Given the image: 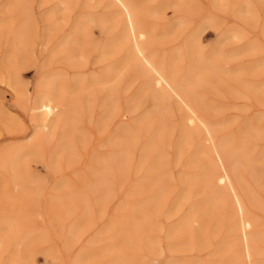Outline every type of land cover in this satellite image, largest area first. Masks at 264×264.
Returning a JSON list of instances; mask_svg holds the SVG:
<instances>
[{"label":"rangeland","instance_id":"374dc122","mask_svg":"<svg viewBox=\"0 0 264 264\" xmlns=\"http://www.w3.org/2000/svg\"><path fill=\"white\" fill-rule=\"evenodd\" d=\"M140 1H149L153 7H158L163 0ZM6 3L7 0H0V159L12 147H32L36 129L44 131V136L48 134L50 139L43 148L23 157L30 164L31 176L24 181V198L20 204L12 198L18 197L19 188L11 182V171L0 166V217L7 214L15 218L19 209L17 228L26 238L36 243L32 261L26 242L12 243L10 237L14 234L13 229L2 224L0 234L5 239L0 241V264H73L77 255L101 253L115 240L109 237L110 229L124 220L121 207L136 202L137 198L132 195L131 189L142 181L150 166V161L142 163L143 146L147 139H140L136 145V157L128 178L123 182L118 179H115L116 183L108 182L111 190L103 206L97 203L95 196L90 195L93 211L82 223V233L78 238L71 236L70 229L79 221V215L71 216L61 226L55 219L50 203L58 194L64 195L69 186L79 188L83 177L92 179V166L93 169L97 168L96 160L114 155L118 150L113 140L118 139L122 129L134 128L137 122L149 114L147 112L153 110L154 103L148 93L142 98L137 111L131 113L134 97L150 81L148 76L127 68L117 78L101 86H93L88 82L110 71L116 63V56L102 60L97 50L91 51L86 61H71L64 54L52 56V51L62 42L65 32L70 30L78 14L85 12L104 15L109 11L106 5L95 0L73 5L69 17L65 12L58 15L56 30L48 39L44 33L51 22L45 18L58 0L42 3L35 0L27 40L21 47L19 45L15 48L9 25L11 12L3 9ZM154 20L159 21L163 27L183 22L163 43L154 46L161 53L166 51V55L181 50L183 74H187L202 57H213L220 53L214 58L218 59L217 71L234 70L243 76L241 82L230 80L222 84L218 73L210 71V80L198 88L199 101H193L200 116L215 128L219 141L238 139L247 127L264 122V0H185L183 6L167 8L162 18L149 19ZM91 26L93 37L90 39L93 43L88 48L92 50L94 41L103 45L111 37L112 30L99 22ZM227 34L231 35L226 37ZM195 43L197 46H194ZM23 49L30 54L26 55ZM51 76L59 77L72 88L80 80L87 85L81 94L68 98L70 104L67 111L61 113L66 123L52 136L48 129L40 125L43 122L38 117L39 111L34 110L35 100L42 90L40 85ZM256 88L262 90L256 92ZM110 89L115 91L114 96L124 113L108 112L104 102ZM77 100L84 104L91 101L92 109L82 112L83 104ZM74 101L76 104L71 105ZM167 113L172 114L168 121L170 145L165 148L164 160L169 172L164 177L168 192L164 203L165 213L160 218L165 224V230L173 221H178L182 213L203 202L207 194L197 186L183 194V177L197 176L205 170L203 158L194 160L203 139L196 140L179 156L177 145L187 111L171 100ZM52 119L53 116H49L46 122L52 124ZM74 123L80 136L76 140V154L59 156V160H56L65 139V130ZM250 157L251 160L246 162V175L253 192L246 200L250 214L258 222L257 233L262 239L261 254L255 257L254 262L264 264V137L258 139L257 147ZM4 190H7V196H1ZM178 201L182 202V211L173 214L174 205ZM229 210L232 211L231 208ZM170 213L171 218L166 217ZM222 232L212 239L213 245L200 249L174 246L169 251L166 240L162 239L161 250L156 247L140 249L127 242L121 250L130 253L132 264H168L170 261L176 264H207L210 261L211 264H222L228 252L213 255L214 248L217 250L216 245L223 242ZM165 234L161 235L164 237ZM174 241H169L170 247ZM89 263L111 262L109 257H101L92 258Z\"/></svg>","mask_w":264,"mask_h":264},{"label":"bare ground","instance_id":"6f19581e","mask_svg":"<svg viewBox=\"0 0 264 264\" xmlns=\"http://www.w3.org/2000/svg\"><path fill=\"white\" fill-rule=\"evenodd\" d=\"M34 1L7 0V3L3 5V9L11 12L9 25L15 48L24 45L27 40L30 23L33 20ZM40 1L42 3V1L52 0ZM89 1L58 0V3L54 4V8L48 12L49 14L45 18L51 22V26L44 33L48 39L56 30L59 14L63 15L65 12L69 17V11L73 5L80 2L86 4ZM95 1L106 5L109 11L104 15L85 12L78 14L70 30L65 32L62 42L52 51V56L64 54L71 61L76 59L86 61L91 51L96 50L101 53L102 60L116 56V63L110 71L93 77L88 83L93 86H101L115 77L117 78L123 69H133L148 76L150 82L146 86H142L143 88L141 87L134 97L131 113L137 111L142 98L148 93L152 97L154 106L153 110L147 112L149 114L137 122L134 128L124 127L122 129L118 139L113 140L118 150L114 155L96 160L97 168L93 169L92 166V179L88 180L83 177L79 188L69 186L64 195L58 194L51 201L50 206L55 214V219L63 226L66 220L78 214L79 221L70 229L71 236L78 238L82 233V223L93 211L90 195L96 197L98 204L102 206L105 204L106 196L111 190L108 182L116 183L115 179L123 182L128 178L136 157V145L143 138H146L147 141L143 146L142 163L150 161V166L142 181L131 189L132 195L137 198L136 202L121 207L124 220L110 229L111 236L109 235V237L115 238V240L108 245L106 251L101 253L77 255L73 264H90L89 261L92 258L101 257H109L110 264H132L129 259L130 253L121 250L125 242L140 249L156 247L161 250L162 239H164L169 251L173 250L174 246H187L189 250L196 247L200 249V247L213 245L212 239L223 230V242L215 244L217 250L214 248L213 255L217 252L219 254L228 252L226 253L228 256L224 262H221L222 264H257L254 260L261 254L262 239L257 233L258 222L250 214V206L246 200V197L252 195L253 192L248 185L246 162L251 160L250 155L256 149L258 139L264 137V122L247 127L238 139L219 141L215 135V128L200 116L193 105V101H199L198 88L210 80V71L215 70V73H218V79L222 84H227L230 80L241 82L243 76L234 70L217 71L218 59L214 58L220 53L213 57H202L187 74H183L181 50L166 55V51L161 53L157 47H154L163 43L168 35L183 22L175 25L167 24L163 27L159 21H149V19L162 18L166 14L167 8L183 6L185 0H163L158 7H153L149 1L140 0ZM94 22H99L110 28L112 34L103 45H98V41H94V47L91 50L88 46L92 42L91 24ZM230 35L227 34L226 37ZM30 43H32L31 40ZM194 46H197V43ZM23 50L25 51V49ZM191 52L194 54L193 51ZM25 54L30 53L25 51ZM40 87L42 90L39 91L35 100L34 110L39 111L38 117L43 122L40 125L48 129L51 135L63 128L66 123L61 113L67 111L70 104L68 98L81 94L87 85L80 80L77 86L72 88L59 77L51 76L41 83ZM259 89L261 88H256V92ZM90 94L93 95V93ZM114 95L113 89H110L106 95L104 104L108 112L124 113ZM171 100L176 101L180 107L183 106L187 111L177 145L179 156L196 140L203 139L194 160L198 161L203 158L205 170L197 176L183 177L181 180L184 185L183 194L191 191L195 186L200 187L201 191L207 192V194L203 202L182 213L179 220L173 221L168 230H165V224L160 218L165 213L164 203L168 192V185L164 177L169 172L165 168L167 162L164 160L165 148L170 145L168 121L172 114L167 112ZM77 101L83 104L82 112L92 109L91 101H87V104L81 100ZM75 104L76 101L71 105ZM123 115L125 116V114ZM49 116H53L52 124L46 122ZM33 134L35 143L32 147H12L13 149L7 150L0 159V166L6 171H11V182L18 185L19 195L12 198L19 204L24 196V181L31 176L30 164L23 157L31 151L40 150L50 139L48 134L44 136L45 133L42 130L36 129ZM64 136L65 139L56 160H59V156L76 154V140L80 137L76 123L65 130ZM1 194V196H7L8 192L4 190ZM181 204L182 202L178 201L174 205L173 214L182 211ZM230 208L232 211L229 210ZM171 214L166 217L171 218ZM18 215H20L19 209ZM17 216L14 218L7 214L2 215L0 226L7 224L13 229L14 237L13 239H11L13 235L10 237L12 243L26 242V247L31 252L30 259L34 261L33 249L36 243L33 239L26 238L17 228L20 221ZM165 232L163 237L161 234ZM3 239L5 236L0 234V241ZM170 240L174 241L171 243V247ZM168 264L176 263L170 261ZM207 264H211V261Z\"/></svg>","mask_w":264,"mask_h":264}]
</instances>
